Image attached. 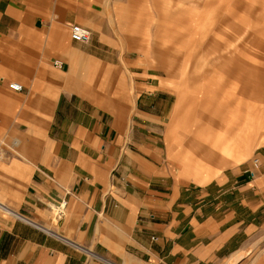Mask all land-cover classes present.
<instances>
[{"label": "crops", "instance_id": "0c3cea01", "mask_svg": "<svg viewBox=\"0 0 264 264\" xmlns=\"http://www.w3.org/2000/svg\"><path fill=\"white\" fill-rule=\"evenodd\" d=\"M134 4L0 0V264H264V139L182 126Z\"/></svg>", "mask_w": 264, "mask_h": 264}, {"label": "rangeland", "instance_id": "374dc122", "mask_svg": "<svg viewBox=\"0 0 264 264\" xmlns=\"http://www.w3.org/2000/svg\"><path fill=\"white\" fill-rule=\"evenodd\" d=\"M132 8L135 31L149 30L150 65H165L185 90L182 126L219 132L217 116L227 109L240 115L237 125V116L229 119L231 141L243 136V123L263 140L264 0H135ZM135 51L129 56L141 55V47Z\"/></svg>", "mask_w": 264, "mask_h": 264}, {"label": "built area", "instance_id": "2783aa9c", "mask_svg": "<svg viewBox=\"0 0 264 264\" xmlns=\"http://www.w3.org/2000/svg\"><path fill=\"white\" fill-rule=\"evenodd\" d=\"M71 32L72 34L81 42H86L88 41L89 37H90V31L85 28L82 27L80 25H72L71 26ZM55 67H61L62 63L59 60H55L53 62ZM9 87L14 90V91H21L22 90V86L19 83L16 82H12L9 84ZM253 167L256 169L258 168V162L257 161H253ZM254 173L252 172L251 175H253ZM65 205V202L63 201L60 204V207L62 208ZM153 239H156L155 237H153Z\"/></svg>", "mask_w": 264, "mask_h": 264}]
</instances>
